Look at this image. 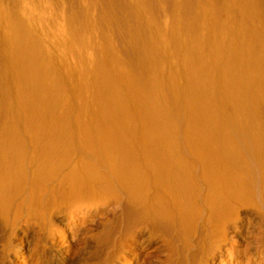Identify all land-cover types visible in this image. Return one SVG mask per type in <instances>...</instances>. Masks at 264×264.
Segmentation results:
<instances>
[{
    "label": "rangeland",
    "instance_id": "obj_1",
    "mask_svg": "<svg viewBox=\"0 0 264 264\" xmlns=\"http://www.w3.org/2000/svg\"><path fill=\"white\" fill-rule=\"evenodd\" d=\"M6 165L9 246L23 226L11 218L36 216L48 233L49 214L84 204L78 264H197L190 245L216 187L250 191L264 244V0H0ZM139 228L160 238L157 255L131 258Z\"/></svg>",
    "mask_w": 264,
    "mask_h": 264
},
{
    "label": "bare ground",
    "instance_id": "obj_2",
    "mask_svg": "<svg viewBox=\"0 0 264 264\" xmlns=\"http://www.w3.org/2000/svg\"><path fill=\"white\" fill-rule=\"evenodd\" d=\"M199 75H200V73H199ZM178 141H179V139H178ZM185 154H183V155H185ZM186 156H188V155H186ZM9 162H11V161H9ZM197 164H196V166H197ZM10 168H11L10 165H6V166L0 168V174L6 172V170H8ZM256 172H257V169H256ZM256 176H258V174ZM2 177H5V176L2 175L0 180L2 179ZM140 181L141 182L143 181L142 183L149 182L148 180L146 181V178L143 180L141 179ZM200 184H202V183H200ZM149 185H150V183H149ZM150 186H152V184ZM150 186H147V187L149 188ZM147 187H146V190L148 191ZM254 187H256V186H254ZM151 188L152 187H150L149 190ZM202 191H203V189H202ZM225 191L226 192H224V190L218 189V187H216V191L213 190L210 197H208L209 196V194H208V196H207L208 199H206L208 201L205 200L207 202L206 206H207L208 211L204 214L203 217L201 216L200 225H201L202 229H201L199 234L195 233L196 229L194 232V226L196 228V226L198 224L196 223V225H194L195 222L193 224L191 223L194 226H193V228L190 226L192 228L190 231L189 230L190 227H189V229H187L188 226L185 225L186 222H188V219H186V217L185 218L183 217L184 219L187 220L184 224L181 225V226H183L182 227L184 229L183 231H185L187 229L189 231L188 233H190V234L194 233L193 235H195V234L197 235L196 239H193V240H196V241H194V244L193 243L191 245L189 244L191 247L197 246L198 251L197 252L195 251V252L198 253V258H197L196 263L197 264H215L217 261L218 254H219V261H220L219 263L220 264H225L224 261L226 259L230 262L234 261V259L236 260L242 255L246 256V261H245L246 263L245 264H251L250 263L251 257L258 259V262L261 261V264H264V244L261 243V240L258 236L259 233L257 231V226H258V223L260 222V221L258 222V218H260V217L255 212L254 208H252L254 201L250 197V195L248 194V193H250V191H248V193L244 192V190H243V192H238V191L232 192L229 189H226ZM256 191L259 194L260 200H263V202H264V184L259 186ZM125 198H126V196H125ZM89 204H87V205H89ZM190 204H191L190 206H193L192 208H194V205H192V203H190ZM83 205L81 204V206H78L75 209L73 208V210L71 209V211L68 212L69 214H65L64 210L53 211V213L49 214V216H51L52 219H51V221L49 220L50 225H51L50 226L51 229H49L48 233L43 232L42 227L44 226V224L42 222L39 223L38 222L39 219L37 221V219L34 218L33 222L31 223L30 219L32 217H36V216H31L30 219L28 216L26 217V215H24V218H21L22 216H17L16 218H14V217L11 218L12 224H15L18 226V224H21L20 222H22L23 226H21L18 229H15L17 232H15V235L13 237V243L12 244L10 243V246L8 245L6 239L4 238V237H6V234H4L5 232L4 233H3V231L1 232L0 236H2V237H0V264H16L17 262L15 261V259L18 257H21V262L23 264H30L29 261H30V259L33 258V256H36V259H35L33 264H78V262H80L82 257H81L80 252H78L79 250L77 251L79 246L78 247L74 246V244H76V238H74V236H73L75 223L72 221V219H73L72 217L80 219L84 214H87L90 212V210H92V208H90L88 206H83ZM190 209H191V207L188 209V211ZM261 209L263 211V207H261ZM184 210H186V209H184ZM189 212H190L189 213L190 215L188 214L187 211H186V214L189 215L190 217H194V218L196 217L195 218L196 220L195 219L194 220L199 221L198 219L200 218V215H202L201 213H200V215L198 214L199 212L196 213L197 211L195 212V208L191 209ZM204 212H202V213H204ZM195 213L198 215H196ZM0 214H2V215L4 214V206L3 205H0ZM182 214H180V215H182ZM2 221H4L3 218H2ZM40 221H42V219ZM182 221H183V219H182ZM190 222L188 224H190ZM131 223H133V222H131ZM141 224H143V223H141ZM45 225H46V223H45ZM184 225L187 227L184 228ZM46 227H48V224ZM137 227H139V225H137ZM45 229L47 230V228H45ZM192 230H193V232H192ZM155 232H156V230H155ZM128 233H129V231H128ZM185 234L188 235V239H189V237H190L189 234H187V233H185ZM68 235H70V238H68L62 242L59 241L60 237L66 238ZM126 238L128 240L127 243L133 247L131 250V253H130L131 258H136V257H138V255H140L142 253H144L145 257H148V256L153 257L152 255H157V253L160 252L159 249L162 247V243H160V238L151 235V233H149V232H143L140 228L137 230H134ZM155 238L158 240L157 241L154 240ZM80 239H81V237H80ZM184 239H186V238H184ZM188 239L186 240L187 243L189 242ZM190 240H191V237H190ZM25 242H26V244H25ZM227 242H228L227 248L229 251L228 252L224 251V252L227 253L228 258L224 259V258H222V254L224 253L223 248ZM187 245L188 244H186V246ZM192 245H194V246H192ZM147 248H148V250L145 251ZM8 249H12V252H9V253L6 252V251H8ZM72 249L73 250L75 249V252L73 251V253H72ZM83 249H84V247H83ZM164 253L165 252H163V254ZM190 259H191V256H190ZM148 260L149 259H146V258L143 259L141 264H147ZM12 261L15 263H13ZM129 262H130L129 257H126V258L122 259V261L115 262V264H128Z\"/></svg>",
    "mask_w": 264,
    "mask_h": 264
}]
</instances>
